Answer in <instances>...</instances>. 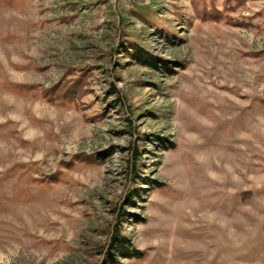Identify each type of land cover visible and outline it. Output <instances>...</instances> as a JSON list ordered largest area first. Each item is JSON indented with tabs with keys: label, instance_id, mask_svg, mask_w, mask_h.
I'll return each mask as SVG.
<instances>
[{
	"label": "rangeland",
	"instance_id": "rangeland-1",
	"mask_svg": "<svg viewBox=\"0 0 264 264\" xmlns=\"http://www.w3.org/2000/svg\"><path fill=\"white\" fill-rule=\"evenodd\" d=\"M115 262L264 264V0H0V264Z\"/></svg>",
	"mask_w": 264,
	"mask_h": 264
},
{
	"label": "trees",
	"instance_id": "trees-1",
	"mask_svg": "<svg viewBox=\"0 0 264 264\" xmlns=\"http://www.w3.org/2000/svg\"><path fill=\"white\" fill-rule=\"evenodd\" d=\"M135 50L137 52V58L140 59L143 63V65L151 66L154 68H158V59L151 58L148 53H146L144 50L137 49L135 47ZM162 65V64H161ZM163 68V66H161ZM118 93V92H116ZM132 201V198H130ZM125 216V215H124ZM123 216V217H124ZM112 247V253L116 256L115 261L117 260V257H122L124 259H134L136 257H141V253L134 249L132 244L130 243L129 239L116 234L113 238V241L111 243ZM115 264H119L118 262H115Z\"/></svg>",
	"mask_w": 264,
	"mask_h": 264
}]
</instances>
